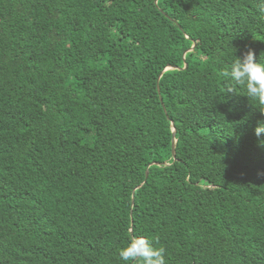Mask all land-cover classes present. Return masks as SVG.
Here are the masks:
<instances>
[{"label": "trees", "instance_id": "1", "mask_svg": "<svg viewBox=\"0 0 264 264\" xmlns=\"http://www.w3.org/2000/svg\"><path fill=\"white\" fill-rule=\"evenodd\" d=\"M260 7L0 0V264H264V114L221 76Z\"/></svg>", "mask_w": 264, "mask_h": 264}, {"label": "clouds", "instance_id": "2", "mask_svg": "<svg viewBox=\"0 0 264 264\" xmlns=\"http://www.w3.org/2000/svg\"><path fill=\"white\" fill-rule=\"evenodd\" d=\"M260 5V11L264 12V0H260ZM234 57L221 72V76L243 88L245 96L255 101V107L264 114V61L258 60L250 48L242 50L241 55ZM254 134L258 146L264 147V121H256ZM258 175H264V172H259ZM118 255L125 264H167L166 249L156 236L149 238L130 234Z\"/></svg>", "mask_w": 264, "mask_h": 264}, {"label": "water", "instance_id": "3", "mask_svg": "<svg viewBox=\"0 0 264 264\" xmlns=\"http://www.w3.org/2000/svg\"><path fill=\"white\" fill-rule=\"evenodd\" d=\"M193 46L194 45H192V47ZM169 68H171V67H169ZM172 68H174V67H172ZM172 131H173V136H174V128L173 127H172ZM171 151H172V156H174L175 155V139H174V137L172 138ZM146 176H147V172H146Z\"/></svg>", "mask_w": 264, "mask_h": 264}]
</instances>
